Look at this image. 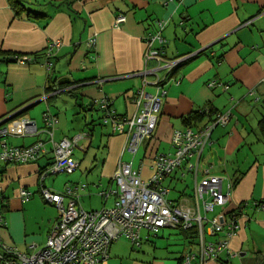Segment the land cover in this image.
<instances>
[{"label": "crops", "instance_id": "crops-1", "mask_svg": "<svg viewBox=\"0 0 264 264\" xmlns=\"http://www.w3.org/2000/svg\"><path fill=\"white\" fill-rule=\"evenodd\" d=\"M22 1L41 16L28 17L25 10L17 13L9 0H0V129L8 130L0 142L27 146L47 141L41 104L43 113L58 117L56 141L84 133L78 142L84 167L80 163L72 175L48 176L43 184L56 191H63L68 183L79 186V205L97 210L115 203L114 195L106 201L100 191L116 186L113 177L120 160L131 162L147 179L153 174L154 156L172 150L175 130L198 129L208 121L189 122L187 116L204 107L231 109V120L214 128L201 166L235 183L227 209L233 211L242 203L245 207L237 216L239 227L230 238V254L223 253L221 260L208 264H235L238 258L240 264H248L255 253L264 255V134L259 126L264 116V0H75L74 14L65 5L56 8L65 0ZM118 14L127 19L116 25ZM158 20L166 23L161 30L163 42L155 39L152 49L159 51L162 60L146 61L147 40L160 31ZM91 37L97 40L95 49L87 46ZM56 41L60 44L52 49L50 71L41 58L32 61L35 53H44ZM211 82L216 84L210 86ZM51 85L53 91H49ZM140 89L155 95L165 91L153 135L125 160L128 137L111 127L106 145L100 141V156L94 146L96 101L108 96L118 115L134 116L140 111L135 101ZM23 116L36 121L37 132L22 131ZM47 147V154L37 161L0 162V212L7 221L0 236L5 244L28 254L45 245L60 214L56 208L59 213L49 229L27 236L26 202L41 195L40 172L53 158L52 144L48 142ZM189 176L176 170L164 180L169 199L192 198L186 184ZM22 188L32 192L28 199L20 195ZM162 229L159 237L165 244L159 246L145 229L137 248L121 238L113 242L103 264H179L196 239L180 228ZM175 234L182 235L185 251L170 248Z\"/></svg>", "mask_w": 264, "mask_h": 264}, {"label": "built area", "instance_id": "built-area-1", "mask_svg": "<svg viewBox=\"0 0 264 264\" xmlns=\"http://www.w3.org/2000/svg\"><path fill=\"white\" fill-rule=\"evenodd\" d=\"M126 19V15L118 14L115 24L119 25ZM156 23L160 31L147 40L146 61L150 58L162 60L159 51L152 49V44L155 39L163 42L161 30L166 23L164 20ZM59 44L56 41L47 47L43 65L49 71L53 67L50 59L52 49ZM96 45L95 37L87 41L90 49H95ZM17 60L23 63L27 61L25 57H18ZM145 83L146 80L143 84ZM215 84L211 82L210 86ZM164 94L165 91L161 95H155L140 89L135 99L140 111L129 117L118 115L108 96L96 101L104 112V123H110L113 132L127 135L125 149L132 155H136L140 145L153 135ZM231 117V109L217 111L210 122L198 129L175 130L171 137L172 150L154 156L153 174L147 179L142 178L140 169L135 168L131 162L120 160L113 177L116 186L100 191L106 201L114 195L115 203L97 210H86L78 203L79 186L68 183L63 191H56L43 184L44 179L50 175L71 174L78 169L80 162L75 156V150L79 140L85 136L81 133L56 141L53 132L58 117L45 111L43 119L48 140H38L27 146H10L0 142V162L37 161L47 154V143L50 142L53 158L40 174L41 195L60 214L45 245L33 253L21 252L5 244L0 236V264H103L109 256L113 242L128 238L133 244L140 246L143 230L157 232L163 227L197 233L195 245L185 251L181 264H208L209 261L218 260L223 253L230 254V238L239 227L237 218L231 214L232 210L227 209L232 203L234 183L230 179L212 174L210 167L202 168L201 163L205 148L212 144L214 128L226 125ZM20 123L24 133L38 131L36 121L29 117H20ZM7 133L6 128L0 129V137ZM181 168L183 176L188 172L193 178V196L176 201L167 197L170 189L164 184V180L175 169ZM81 188H85V185ZM20 195L28 199L32 192L22 188ZM215 208L221 210L209 215ZM6 225L7 221L0 212V230Z\"/></svg>", "mask_w": 264, "mask_h": 264}, {"label": "rangeland", "instance_id": "rangeland-1", "mask_svg": "<svg viewBox=\"0 0 264 264\" xmlns=\"http://www.w3.org/2000/svg\"><path fill=\"white\" fill-rule=\"evenodd\" d=\"M39 107H37V109L39 108L40 118L44 122L43 112H42L44 110V109H42L43 105L41 104V105H39ZM45 110H47L46 107H45ZM54 110H56V109H54ZM92 113H93V120L95 122H97V126H96L97 127V133L95 134L97 139H96V142H95L94 146H96L97 151H100V156H101V149H102L101 142L104 143V145H106L107 137H108L107 134L112 132L111 124L110 123H106V124L104 123V121H103L104 112L102 111L101 108H99V106H96L92 110ZM78 148H79V145H78ZM78 148H77L75 156H77L79 158L81 166L84 167V162H83V161H85L84 152L82 150L78 149ZM103 149H104V147H103ZM100 156L97 157V158L99 159ZM132 156L133 155L131 153H129L128 156H126L125 160H128ZM57 175H59V176L60 175H72V173L71 174L59 173ZM50 176H52V175H50ZM193 183H194V181H193L192 176H189L187 178V183H186V184L189 185V187H188L189 193L192 192ZM28 201L26 202L28 204V207H26V210L24 211L25 212L24 215H25V218H26L27 229H28L27 236H32V235L38 236V235H41L44 231H46L47 229L50 228V226H51L50 223L54 221V219L57 217V214L59 212L56 209V207L51 206L50 204H48L39 193H37L33 198H31ZM218 210H219L218 208H215V211L209 213V215L210 214H215L216 212H218ZM5 213H7V212H5ZM160 230H163V229L161 228ZM164 230H166V232H169V229H164ZM143 234H144V232H143ZM155 234H158V236H156ZM161 234H162V231H160V233L159 232L156 233L155 231H151L152 239L155 240L159 244V246L161 244H165L166 243V241L163 238L159 237V236H161ZM181 237H182V235L175 234L174 236H172L170 238V239H175L176 240V241H174V240L170 241V242H174V245L172 244L170 246V248H172L173 251L174 250H176V251H183V250L185 251L186 250V249H184V245L182 243V238ZM121 239L123 241H125L128 245L136 246L128 238H121ZM188 246H189V244L187 243L186 248ZM137 247L138 246H136V248ZM159 251H160V249H159ZM238 260H239V258L237 259V262L234 261V263L235 264H240V262H238Z\"/></svg>", "mask_w": 264, "mask_h": 264}, {"label": "trees", "instance_id": "trees-1", "mask_svg": "<svg viewBox=\"0 0 264 264\" xmlns=\"http://www.w3.org/2000/svg\"><path fill=\"white\" fill-rule=\"evenodd\" d=\"M9 1H10V3H12L14 5V8L16 9V12L17 13L20 10H25L26 13H27V15H28V17H38V16H41V14H42L37 9H34V8H31V7L26 6L25 2L22 1V0H9ZM74 1L75 0H65L62 3L55 4V6H56V8H60L62 5H65V6H67L68 11L71 14H74V9L72 7V4H73ZM47 3L54 5L53 2H47ZM46 52H47V48H46V51L44 53H41V54L35 53L33 55V60L32 61H38L39 58H41V61L40 62H41V64H43L44 61L46 60ZM18 57H21V56H17L16 58H18ZM1 76H2V71H1ZM0 79H1V77H0ZM52 79L53 78L51 77L50 81ZM53 90H54V87L51 85L49 87V91H53ZM217 111H219V110H216L213 107H204V108H202L200 110H196V111L192 112L189 116L186 117V121H189V122H191V121H201V120L207 118L208 119L207 123H208V122H210L212 120V115L215 112H217ZM259 126H260V129H261L262 133L264 134V116L259 121ZM45 167L41 170V172L45 169ZM176 170L183 171L182 168L181 169H175L174 171H176ZM174 171L169 176H171L174 173ZM41 172H40V174H41ZM186 174H190V173L186 172ZM234 188H235V183H234ZM258 205H260V204H258ZM243 207H245L243 203L242 204H239V206L237 207V209L233 210L231 212V214L234 215L237 218L238 214L241 213ZM184 232L186 233L187 236L191 235L190 236L191 238H194V239L197 238V233H195V231H191V232L184 231ZM218 260H221V256H220V258ZM181 262H182V257H181V259L179 261V264H181ZM248 264H264V255L261 252L255 253V255H254L253 259H252V262H249Z\"/></svg>", "mask_w": 264, "mask_h": 264}, {"label": "water", "instance_id": "water-1", "mask_svg": "<svg viewBox=\"0 0 264 264\" xmlns=\"http://www.w3.org/2000/svg\"><path fill=\"white\" fill-rule=\"evenodd\" d=\"M13 60H16V58H13ZM0 124H1V122H0Z\"/></svg>", "mask_w": 264, "mask_h": 264}]
</instances>
